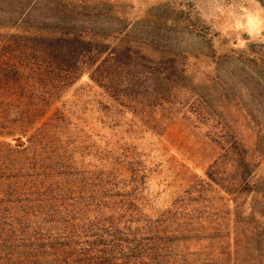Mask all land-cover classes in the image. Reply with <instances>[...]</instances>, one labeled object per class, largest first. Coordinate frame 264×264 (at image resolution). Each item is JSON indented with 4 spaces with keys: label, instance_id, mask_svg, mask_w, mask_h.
Segmentation results:
<instances>
[{
    "label": "rangeland",
    "instance_id": "1",
    "mask_svg": "<svg viewBox=\"0 0 264 264\" xmlns=\"http://www.w3.org/2000/svg\"><path fill=\"white\" fill-rule=\"evenodd\" d=\"M10 34L91 44L53 110L142 156L139 206L182 212L174 264H264V156L239 192L221 156L233 138L264 154V0H0Z\"/></svg>",
    "mask_w": 264,
    "mask_h": 264
},
{
    "label": "trees",
    "instance_id": "2",
    "mask_svg": "<svg viewBox=\"0 0 264 264\" xmlns=\"http://www.w3.org/2000/svg\"><path fill=\"white\" fill-rule=\"evenodd\" d=\"M90 45L77 37L10 34L0 40V264L176 261L171 235L181 227L182 212L175 203L153 221L139 206L142 156L123 152L117 142H97L99 134L87 135L53 110ZM255 55L264 78V54ZM221 150L235 159L239 192L256 169L252 159L264 156L262 143L248 148L233 138Z\"/></svg>",
    "mask_w": 264,
    "mask_h": 264
}]
</instances>
